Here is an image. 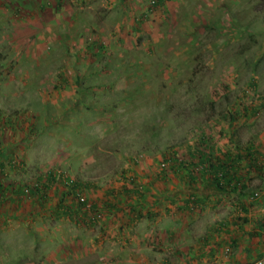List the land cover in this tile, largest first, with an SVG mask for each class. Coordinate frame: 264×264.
<instances>
[{"label": "rangeland", "instance_id": "374dc122", "mask_svg": "<svg viewBox=\"0 0 264 264\" xmlns=\"http://www.w3.org/2000/svg\"><path fill=\"white\" fill-rule=\"evenodd\" d=\"M155 1L0 0V264L264 258L258 245L167 251L153 233L163 219L147 210L134 227L117 223L125 204H160L155 192L174 176L209 184L202 151L264 141V0ZM253 173L245 198L219 204L248 205L262 189Z\"/></svg>", "mask_w": 264, "mask_h": 264}, {"label": "crops", "instance_id": "0c3cea01", "mask_svg": "<svg viewBox=\"0 0 264 264\" xmlns=\"http://www.w3.org/2000/svg\"><path fill=\"white\" fill-rule=\"evenodd\" d=\"M227 1H234L238 4L240 0ZM256 147L260 151L257 161L263 168L261 173L254 172L253 175L259 177V186L264 191V141L257 142ZM190 175L191 178L184 179L182 178L183 174H179L177 177L173 174V182L169 180L167 184L160 188L159 192H155L159 197H162L160 204H137V201H135V204H125L123 209L120 207V212L125 213L122 216L119 215L121 219L119 220L118 218L117 223H125L128 228L134 227L145 216L146 210L151 211L149 212L150 215L158 216L156 222L163 219L158 223L159 230L155 228L153 233L157 231V239L164 242L167 251L171 250L172 252L193 248L198 250L200 256L203 255V252L206 255H213L218 246L221 245H223L221 250L225 248L228 251L229 247L231 250V246L233 249L235 248L234 246H237L242 252L247 247L256 249L257 245L264 249L260 237L264 235V230L258 236L256 243L254 240L252 246H247V243L244 242L250 238L251 232H261L259 220L264 217V204L258 205L254 214L252 213L253 218H248L249 216H246L249 215V213L247 214L248 211L244 210L245 214L242 212L245 204H219L226 192L217 188L210 180L203 179L209 184H199V180L194 177L193 173ZM131 180L135 181L136 177L133 176ZM160 183L158 182L159 187ZM210 184L211 187H209ZM128 185L130 184L126 183V186H124L129 188ZM131 189L127 190L128 196L135 191V189ZM205 190L208 191L205 192ZM133 198L142 200L135 195H133ZM220 205L224 206L225 209L232 207L234 211H229L223 217L216 215L214 211L222 208ZM118 206H121V204H118ZM111 207H113V204H111ZM126 213L127 215L125 216ZM123 217H126V220H123ZM87 222L89 223L90 221ZM147 230L151 229L146 227L145 234ZM247 230L248 232H246ZM182 238L185 239L186 245L181 244ZM190 240L191 242H189ZM242 254L244 255L245 253ZM208 263L211 264V262Z\"/></svg>", "mask_w": 264, "mask_h": 264}, {"label": "trees", "instance_id": "16d2710c", "mask_svg": "<svg viewBox=\"0 0 264 264\" xmlns=\"http://www.w3.org/2000/svg\"><path fill=\"white\" fill-rule=\"evenodd\" d=\"M164 3V0H156L154 2V5H161ZM201 159L200 162L203 164L210 163V179L212 183L219 188L220 190L225 191L226 193H237L239 196H243L244 198L247 196L244 193V190L246 188L244 179L247 173L250 172H257L258 174L261 173V170L263 166L259 164L258 155L260 154L259 148L256 147L255 144H249L246 146V149L244 151L240 150V152H233V153H226L223 157L222 156H215L214 152H205L202 151L201 153ZM246 162L247 167L246 170L243 171L244 165L243 162ZM133 181V180H132ZM74 185V186H73ZM72 186V187H71ZM71 186H69V189L71 191H75L73 188L75 187H81L78 183L74 182ZM141 188V185L139 184L137 186V190ZM40 190V188H37L35 186L33 188ZM66 190V194H70L69 191ZM136 190V193L139 194V192ZM140 190V189H139ZM35 191V190H34ZM32 189H30V192H34ZM256 193L258 195H256ZM3 195V189L0 185V197ZM140 195V194H139ZM142 195V194H141ZM131 196V195H130ZM138 197V196H137ZM142 197V196H141ZM140 198V197H139ZM251 202L248 200V205L244 202L243 209L245 211L250 210V205H260L264 204V191L261 189L251 196ZM243 204V203H242ZM94 208V205H93ZM248 220V218H246ZM259 223L261 224V232H251L250 237H256L260 236L262 234V230H264V217L259 220ZM264 236V235H263ZM262 237V235L260 236ZM236 245V242H235Z\"/></svg>", "mask_w": 264, "mask_h": 264}, {"label": "built area", "instance_id": "2783aa9c", "mask_svg": "<svg viewBox=\"0 0 264 264\" xmlns=\"http://www.w3.org/2000/svg\"><path fill=\"white\" fill-rule=\"evenodd\" d=\"M166 163H163V167H165L166 165H165ZM82 194L80 193V192H78V198H79V200L81 201V204L85 207V209H87V210H89V211H91L92 209H93V205L92 204H90L88 201H87V199H86V197L85 196H81ZM256 195H258L257 193H256ZM89 203V204H88ZM87 207V208H86ZM102 217V213H96V214H93L92 216H90V218H91V221H95V220H97V219H100ZM256 264H264V258H262L261 260H259Z\"/></svg>", "mask_w": 264, "mask_h": 264}]
</instances>
